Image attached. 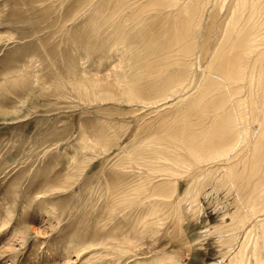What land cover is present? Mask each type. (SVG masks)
Segmentation results:
<instances>
[{
	"label": "rangeland",
	"instance_id": "1",
	"mask_svg": "<svg viewBox=\"0 0 264 264\" xmlns=\"http://www.w3.org/2000/svg\"><path fill=\"white\" fill-rule=\"evenodd\" d=\"M148 1L0 0V264H228L250 229L229 231L248 192L236 181L237 203L219 166H206L219 172L194 190L197 199L181 200L190 177L178 179L171 205L159 204L150 216L159 200L130 191L146 171L125 160L149 134L173 127L179 114L196 115L191 103L203 92L201 72L224 13L211 21L208 8L191 57L194 77L168 100L129 102L117 91L118 100L102 103L77 87L89 80L114 85L121 72L144 88L154 84L155 67L139 61L143 35L162 40L166 20H156ZM256 20V54H243L242 72L261 55L254 65L257 94L251 97L246 77L232 84L244 128L259 125L257 113L264 118V13ZM223 90L209 88L204 99H225ZM92 139L103 142L94 146Z\"/></svg>",
	"mask_w": 264,
	"mask_h": 264
},
{
	"label": "bare ground",
	"instance_id": "2",
	"mask_svg": "<svg viewBox=\"0 0 264 264\" xmlns=\"http://www.w3.org/2000/svg\"><path fill=\"white\" fill-rule=\"evenodd\" d=\"M227 1H148L147 4L151 7L150 9L155 12V16L159 17L156 20L160 22L166 20L164 21L166 27L160 35L162 40L150 35L148 31L143 35L145 49L139 61L143 59L146 63L148 62L147 69L155 67L150 73L153 76H149L150 80L155 79L154 84H150L151 86L144 88L134 78L127 81V74L121 71V74L116 76L115 84L117 87L115 84L111 85L100 80L91 82L89 80V83L83 84L76 82L79 83L77 86L79 89L82 88L84 92L93 93L92 95L96 99H100L102 103L107 100H118L116 95L118 92L129 102L138 101L151 105L164 102L175 94H179L184 88L185 81L189 78L192 80L194 77L192 69L195 64L192 63L191 57H194L197 46L196 36L202 27L208 8L212 6L209 11V20L211 21L220 19L221 13H224L220 28L222 29L221 35L217 39L210 62L201 72V80L203 81V92L209 88L216 90L223 87L224 93L222 95H225V99L222 97L218 102L212 99L208 103L202 92L191 103L195 109V116L179 114L177 120L174 119L175 125L173 127L171 125L168 129L165 126V130L164 125H162L163 133L153 132L146 139L135 143L136 145L134 144L135 146L129 151V156L125 160L128 164L134 165L136 169L146 171L145 180L137 182V185L133 184L134 186L130 191L137 194L138 197L153 198V201L159 200V202L152 203L150 216L157 213L159 204L171 205L168 200L173 199L177 190L178 179L190 177L188 188L181 200L197 199L194 190L202 188V181L216 176V173L219 172L206 166L211 165L212 168L216 165L219 166L223 176L222 182L226 187H229L230 192L235 194L237 203H239L238 184L241 183L248 192L247 203L246 205L244 202L241 205L239 203V207L231 218L232 223L229 226V231L235 234L246 231L248 227L250 229L246 232L235 253L229 257L228 264H252L249 260L250 238L253 264H264V118L261 119L257 113L256 119L259 125L244 128L246 124L244 119L240 117L239 111L241 110L238 108L239 103L235 99L237 93L232 87L233 82L246 77L250 83L249 93L251 97L257 94L255 89L258 81L254 75L256 67L254 65L256 61L261 59V55L258 54L252 63V67L243 73L242 70L248 67L243 54H256L255 43L257 38L252 32L257 27L256 15L264 13V0H230L226 10ZM145 21L143 25H146ZM261 28L264 29L262 23ZM123 41L124 39L120 37L119 42ZM187 57L189 58L187 59ZM196 57L200 62L202 55L199 54ZM152 64L154 66H151ZM170 67L174 69L171 70ZM262 68V65L257 68L259 74ZM134 81H137L138 84ZM262 98H264V94ZM185 104L187 105V103ZM260 128L262 129L261 133L259 132ZM166 132L168 133L165 134ZM102 140L96 139L93 145H101ZM104 141H106L105 137ZM152 177H160V182L152 185V180H154ZM236 181L238 184L235 186ZM149 185H151L150 188ZM140 200L143 202V199ZM125 201H127L126 198ZM129 201L130 199H128ZM239 235L236 234L230 239L235 241Z\"/></svg>",
	"mask_w": 264,
	"mask_h": 264
}]
</instances>
